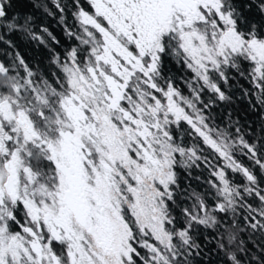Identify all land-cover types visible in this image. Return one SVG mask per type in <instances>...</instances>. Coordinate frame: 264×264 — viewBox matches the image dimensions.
I'll return each instance as SVG.
<instances>
[{"label":"snow or ice","instance_id":"1","mask_svg":"<svg viewBox=\"0 0 264 264\" xmlns=\"http://www.w3.org/2000/svg\"><path fill=\"white\" fill-rule=\"evenodd\" d=\"M0 45V264H264V0H0Z\"/></svg>","mask_w":264,"mask_h":264},{"label":"trees","instance_id":"2","mask_svg":"<svg viewBox=\"0 0 264 264\" xmlns=\"http://www.w3.org/2000/svg\"><path fill=\"white\" fill-rule=\"evenodd\" d=\"M57 19L58 17H50L48 18V20L45 21V23L49 25L50 30H52L54 34H56L58 38L62 40V42L67 43L66 41H64L63 29L60 25H58ZM69 20L71 21L70 13H69ZM11 38L13 39L14 43L18 45L16 50H18L30 64L35 66L36 59L43 53V49H40L38 51L34 45L26 41L19 40L16 37H11ZM5 48L6 46L0 45V49H5ZM59 50L60 49H58V51ZM7 51H12L14 54V50L12 49H7ZM6 59L7 57L4 55V52L0 51V60H6ZM41 67L44 68L45 71H48V69L46 68V61L42 62ZM240 84L243 85L244 87H249V85L243 80L240 81ZM184 91L187 92L186 89ZM237 91H239V89H237ZM242 107H244V105H242ZM243 162L245 164H248L246 158L243 160ZM178 171L180 172L181 175L182 186L188 188L189 191L192 189H195L198 192H205L206 190H208V185L206 181L211 177L209 176L208 171L203 168V166H201V168L199 169L196 168L192 169L191 176H188V174L182 169H178ZM196 176H200V179L197 180L195 178ZM236 179L238 182H241L240 177L237 176ZM201 240L203 241V237H201ZM214 247H215L214 243H210L208 245V249H214ZM200 264H226V261H224L221 256L216 255L215 252H212L210 262L201 261Z\"/></svg>","mask_w":264,"mask_h":264}]
</instances>
